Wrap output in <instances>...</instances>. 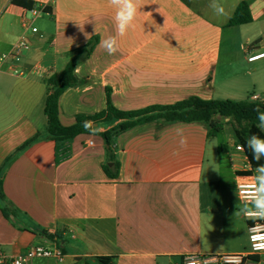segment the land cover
Segmentation results:
<instances>
[{
	"label": "crops",
	"instance_id": "obj_1",
	"mask_svg": "<svg viewBox=\"0 0 264 264\" xmlns=\"http://www.w3.org/2000/svg\"><path fill=\"white\" fill-rule=\"evenodd\" d=\"M10 1L0 0V54L11 53L21 38L30 45L0 64V181L12 211L4 216L0 206V250L63 253L62 261L32 264H179L186 255L246 253L248 219L235 214L244 205L237 182L255 171L234 142L219 147L201 122L142 124L116 138L120 167L110 179L102 170V138L79 135L58 147L44 133L43 107L46 75L60 73L65 54L95 37L93 52L75 69L79 84L59 98L65 126L77 114L103 110L107 92L122 111L194 96L262 101L264 57H247L264 53V0H219L226 15H217L211 0H142L135 26L118 38L113 55L101 47L116 35L109 0H28L54 21L48 27L44 20L33 34ZM240 2L252 21L227 26ZM251 260L264 264V254Z\"/></svg>",
	"mask_w": 264,
	"mask_h": 264
},
{
	"label": "trees",
	"instance_id": "obj_2",
	"mask_svg": "<svg viewBox=\"0 0 264 264\" xmlns=\"http://www.w3.org/2000/svg\"><path fill=\"white\" fill-rule=\"evenodd\" d=\"M10 3L19 8H31L34 6V3L28 0H11ZM251 21L252 17L247 3L240 2L231 15L227 26L244 25ZM97 41L96 37L92 38L83 47L66 53L65 56L68 58V62L62 71L58 74L46 75V96L43 107L45 117L44 133L58 147L60 146L61 148L64 143L73 140L79 135H92L90 131L84 129L83 122L94 121V126L98 125L102 129H107V131H100L95 135L100 136L105 145L106 162L102 165V170L108 178L115 179L120 167L114 153L115 140L120 134L134 127L150 122L163 124L201 122L207 127V137L214 138L223 131L225 124L228 123L234 138V144L240 147L243 146L241 148L251 170L255 169L258 163L264 164V159L257 162L252 158V153L246 145L247 139L252 134L264 136V132H261L256 127L258 120L257 112L255 111L257 107L264 111V100H203L194 96L170 105H151L138 110L122 111L112 105L110 94L107 92L103 110L90 115L77 114L71 125L65 126L61 124L58 113L59 98L65 90L79 84L74 74L75 69L80 62L91 55ZM226 117H231V120L227 123H225ZM40 135L41 132L33 135L15 152L23 150L32 141L39 138ZM11 156L5 163L11 160ZM245 176H249V173H245ZM4 203L5 198L1 190L0 181L1 212L4 216H8L12 211L5 207ZM41 233L45 232L41 231ZM96 260L103 262L110 260V258H97Z\"/></svg>",
	"mask_w": 264,
	"mask_h": 264
},
{
	"label": "clouds",
	"instance_id": "obj_3",
	"mask_svg": "<svg viewBox=\"0 0 264 264\" xmlns=\"http://www.w3.org/2000/svg\"><path fill=\"white\" fill-rule=\"evenodd\" d=\"M109 4L115 10L114 22L116 27V35L109 36L101 42V47L109 54L113 55L119 50L118 38L123 37L133 28L134 21L137 19L139 13L143 9L142 0H109ZM210 6L217 15H226L225 8L219 3V0H211ZM135 86V85H134ZM257 112L258 123L256 127L264 132V111L259 107L255 109ZM231 117L225 118V123L229 122ZM94 121H84L83 127L86 131H90L92 135L100 131H107L98 125L94 126ZM178 134L181 135V147L187 146V138L183 137L182 129H178ZM92 146V142L89 141ZM247 148L252 153V158L257 162L264 159V136L252 134L246 141ZM243 147V146H241ZM237 199L242 200L244 205L236 211V215L243 214L249 219L264 220V164H259L255 169V174L250 181L239 187V194ZM256 229L261 231L256 232L252 236L253 247L264 249V225H256ZM256 241L262 243L257 244ZM189 264H201V261L194 256L189 259ZM224 264H240V258L236 256L225 257Z\"/></svg>",
	"mask_w": 264,
	"mask_h": 264
},
{
	"label": "built area",
	"instance_id": "obj_4",
	"mask_svg": "<svg viewBox=\"0 0 264 264\" xmlns=\"http://www.w3.org/2000/svg\"><path fill=\"white\" fill-rule=\"evenodd\" d=\"M46 22L45 26H53V19L44 12L43 6L34 5L31 8H22L20 15V23L23 28L28 30L31 34L36 33L39 29L38 24ZM30 45L29 40L26 38H21L16 43L13 48V51L8 54H0V64L4 61L12 62L14 59H17L20 56L22 50L27 49ZM264 57V53H258L254 55H250L247 57L248 61L257 60ZM228 134L227 140L229 143H233L234 140L232 136ZM236 151L243 152L242 148L239 145H233ZM250 167V166H249ZM251 178L248 176H240L237 182V195L239 194V187L243 186L245 183L249 182ZM241 202H243L241 200ZM244 203V202H243ZM245 218L248 219V240H249V248L246 253H235V254H223L217 256L206 257L202 255H186L181 258L179 264H189V259L191 257H195L201 261V264H206L208 262H214L216 264H224L225 257L236 256L240 258V264H254L251 260V257L259 256L264 254V249H257L253 247L252 236L254 234V230L256 232L261 231V229H256V225H264V220H253L249 219L244 215ZM255 243L260 244L261 241H256ZM55 258L57 261H62L63 253L59 249H44V248H34L32 250L27 251L26 253L15 254V255H6L0 250V264H32L34 259L36 258Z\"/></svg>",
	"mask_w": 264,
	"mask_h": 264
},
{
	"label": "rangeland",
	"instance_id": "obj_5",
	"mask_svg": "<svg viewBox=\"0 0 264 264\" xmlns=\"http://www.w3.org/2000/svg\"><path fill=\"white\" fill-rule=\"evenodd\" d=\"M240 29H243V28H240ZM242 39H240L239 41H241ZM224 129L226 130V132L227 133H229L231 136H232V138H233V135H232V132L230 131V126H229V124L227 123V124H225V126H224ZM224 129H223V131L220 133V134H218L217 136H215V141L218 143V146L220 147L221 145H227V142L228 141H226V138H225V135L226 134H224ZM225 132V133H226ZM234 139V138H233ZM256 169V168H255ZM255 169H254V171H255Z\"/></svg>",
	"mask_w": 264,
	"mask_h": 264
}]
</instances>
